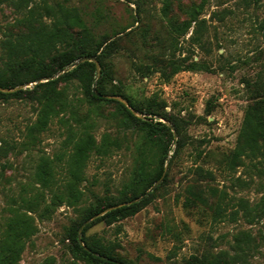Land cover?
<instances>
[{
	"label": "rangeland",
	"instance_id": "374dc122",
	"mask_svg": "<svg viewBox=\"0 0 264 264\" xmlns=\"http://www.w3.org/2000/svg\"><path fill=\"white\" fill-rule=\"evenodd\" d=\"M201 1L173 0L164 16L163 0H0V64L5 58L3 40L28 31L22 18L29 7L42 2L74 6L96 38L108 36L107 42H114L103 58L108 93L99 96L118 99L135 116H144L116 94L122 91L136 103H151L178 122L180 134L166 117L147 115L174 127L168 157L179 140L176 155L170 164L164 163L166 176L151 190L154 194L148 203L131 216L97 222L85 232L112 242L115 252L134 264H184L191 255L233 252L235 237L244 233L251 244L244 264H264V215L249 219L240 205L242 200L252 208L260 201L264 174L247 158L234 169L221 161L235 147L244 110L252 101V82L264 80V0H204L200 37H191L194 24L177 36L170 23L188 18V7ZM43 22L51 25L52 20L44 17ZM192 62L194 69L175 71V64L186 68ZM96 76L97 69L92 90ZM40 78L2 90L30 91L0 99V252L10 237L4 218L13 199L41 190L46 202L51 201V191L36 183L40 158L57 163V185L63 188L73 140L88 130L98 143L106 135L118 145L105 155H90L78 183L82 193L76 203L57 202L44 214L29 212L35 232L13 263L88 264L72 252L69 230L79 221L81 207L101 197L121 196L138 162L142 131L123 121L115 102L90 100L72 78L56 84L64 88L71 105L31 137L29 128L40 108V90L31 89ZM192 192L206 203L194 199ZM220 197L226 213L216 216L213 206ZM235 210L238 213L232 215ZM93 220L90 217L80 228Z\"/></svg>",
	"mask_w": 264,
	"mask_h": 264
},
{
	"label": "trees",
	"instance_id": "16d2710c",
	"mask_svg": "<svg viewBox=\"0 0 264 264\" xmlns=\"http://www.w3.org/2000/svg\"><path fill=\"white\" fill-rule=\"evenodd\" d=\"M27 0H18V3ZM202 0L198 4H192L186 10L188 18L182 22H171V28L177 36L186 34L193 26L192 38H199L203 31L205 19H199L203 8ZM173 0H163L162 13L167 16L171 10ZM52 20L51 25L43 22V18ZM23 21L29 25L28 31L22 33L18 38L7 37L2 42L5 58L0 64V87L12 88L27 81H33L40 77H49L57 71L63 70L67 65L73 63L82 56H97L102 65V74L97 83L100 93H108L105 80L106 69L103 58L108 54V49H113V41L107 42L108 36L98 39L92 33L90 27L74 6L62 3L51 5L47 2L34 4L28 8L23 16ZM38 21L39 25H34ZM101 49V51H100ZM100 51V52H99ZM183 68L175 64V71L181 69H194L195 63ZM96 64L94 61L85 60L70 70L62 72L57 78L38 82L32 91L40 90L37 99L40 103L39 113L35 123L29 128V135L35 137V132L46 128L52 117L59 115L71 105L64 88L58 89L56 84L59 80H70L76 78L83 88L84 94L96 102H115L118 110L123 116V121L138 127L142 131V141L138 162L130 177L124 183L121 196L116 199L101 197L80 208L79 221L69 230L72 240V252L88 264H134L115 252L112 242H105L103 238L86 235V230L100 221L112 223L135 214L145 206L154 190L149 192L140 200L129 202L145 194L146 190L156 182L164 172V163L171 151L173 132L171 126L159 118H149L147 115H158L166 117L180 134V126L174 119L168 118L151 103L140 105L132 100L125 92H117L122 95L129 105L144 116H135L133 112L120 100L99 96L92 90ZM29 89H17L13 92H4L0 89V99L8 96H20ZM252 101L246 106L242 123L236 138V144L231 153L226 154L221 161H225L230 169L236 168L249 159L261 173L264 174V80L252 82ZM113 145H118L116 140H111L104 135L101 142H97L94 135L84 130L73 140L72 149L67 159L68 178L63 182V188L58 187L56 176L57 163L48 157H41L35 171L38 187L51 191V201L46 202L44 192L37 190L34 195L27 197L20 195L19 199H13L9 207V213L4 222L10 237L5 241L0 252V264H13L24 247L26 240L35 232L33 216L29 212L41 210V214L48 213L52 205L63 203H76L82 191L78 188L79 180L86 166L87 160L94 152L107 154ZM177 147L169 159L176 155ZM260 164L258 165L257 162ZM154 164V165H153ZM166 176V174H165ZM166 178V177H165ZM57 186V189H54ZM39 189V188H38ZM194 199L206 203L202 196L191 193ZM223 198L213 206L216 216L225 214L222 205ZM240 205L244 207V215L252 219L255 215H264V189L260 201L254 207H248L241 200ZM114 206V207H112ZM103 212L90 223L83 225L81 238L78 232L80 226L90 217ZM237 210L232 211L235 215ZM251 249L250 240L244 233L235 237L233 252L220 250L211 255H191L184 264H244L246 256Z\"/></svg>",
	"mask_w": 264,
	"mask_h": 264
},
{
	"label": "water",
	"instance_id": "95a60500",
	"mask_svg": "<svg viewBox=\"0 0 264 264\" xmlns=\"http://www.w3.org/2000/svg\"><path fill=\"white\" fill-rule=\"evenodd\" d=\"M85 60L94 61L95 64H96L97 76H96V80H95V82L93 83V91H94V93H95L96 95H101V93H99V92L96 90V82H97L98 77L100 76L101 69H100L99 61H98V59L96 58L95 55L79 57V58L76 59L73 63L67 65V66H66L63 70H61L59 73L64 72V71H67V70H69V69L75 67L76 65H78L79 63H81V62H83V61H85ZM59 73L56 74V75L49 76V77L40 78V79H38L35 83L41 82L42 80L53 79V78H55L56 76H58ZM0 89H1V90H4V91H6V90H11L10 88H2V87H0ZM120 99L123 100L122 98H120ZM125 102H126V101H125ZM126 104H128V103L126 102ZM171 128H172V130H173V132H174V134H175L174 127H171ZM169 158H170V157H168V159H167V163L169 162ZM165 174H166V170H164L162 176H161L156 182H154V184H153L150 188H148V189L146 190L145 194H143V195H141L140 197H138V198H136V199H133V200H131V201H129V202H126V203L134 202V201H137V200H140L141 198H143L147 193H149V192H150V191H151V190H152V189H153V188H154V187H155V186L161 181V179L165 176ZM112 207H114V206H112ZM102 213H103V212H101V213H99V214H96V215L93 216L92 218L94 219L95 217L101 215ZM82 227H83V226H82ZM82 227L79 229V239L81 238V230H82Z\"/></svg>",
	"mask_w": 264,
	"mask_h": 264
}]
</instances>
